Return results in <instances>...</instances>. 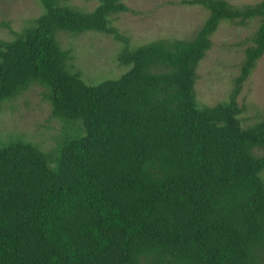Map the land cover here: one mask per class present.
Segmentation results:
<instances>
[{
	"label": "trees",
	"instance_id": "trees-1",
	"mask_svg": "<svg viewBox=\"0 0 264 264\" xmlns=\"http://www.w3.org/2000/svg\"><path fill=\"white\" fill-rule=\"evenodd\" d=\"M43 10L0 37V111L34 85L61 122L46 150L0 139V264H264V116L237 101L264 56V0H182L208 16L191 38L135 47L113 25L125 0ZM249 37L228 100L200 107L197 69L222 21ZM124 40L117 78L88 84L60 35Z\"/></svg>",
	"mask_w": 264,
	"mask_h": 264
},
{
	"label": "rangeland",
	"instance_id": "rangeland-1",
	"mask_svg": "<svg viewBox=\"0 0 264 264\" xmlns=\"http://www.w3.org/2000/svg\"><path fill=\"white\" fill-rule=\"evenodd\" d=\"M242 6L260 0H229ZM83 10H93L99 0H65ZM127 10L114 16L113 25L129 38L135 47L158 39H187L194 36L208 16L201 5L182 0H125ZM39 0H0V37L9 39L41 14ZM258 19L246 26L222 21L213 35V45L200 61L195 84L200 107L213 106L229 99L240 73L249 37L258 26ZM64 48L72 50V64L88 84L120 77L128 67L119 60L124 40L113 34L89 31L60 35ZM237 101L244 110L239 118L244 127L264 116V56L243 83ZM61 122L52 114L45 97V88L34 85L15 99L3 104L0 111V139L7 142L13 135H22L48 150L55 145Z\"/></svg>",
	"mask_w": 264,
	"mask_h": 264
}]
</instances>
